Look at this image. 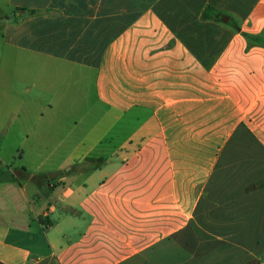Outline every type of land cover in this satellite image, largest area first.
<instances>
[{"label": "crops", "instance_id": "0c3cea01", "mask_svg": "<svg viewBox=\"0 0 264 264\" xmlns=\"http://www.w3.org/2000/svg\"><path fill=\"white\" fill-rule=\"evenodd\" d=\"M7 5L2 154L71 147L0 182V264H264V0Z\"/></svg>", "mask_w": 264, "mask_h": 264}, {"label": "rangeland", "instance_id": "374dc122", "mask_svg": "<svg viewBox=\"0 0 264 264\" xmlns=\"http://www.w3.org/2000/svg\"><path fill=\"white\" fill-rule=\"evenodd\" d=\"M0 12L2 13H6V14H10L11 13V8H9V6L7 5V0H0ZM233 20V19H232ZM84 94L86 95V103L85 105H83L79 110L80 113H84V114H79L82 115V117L84 116L83 119V123L85 127H88L90 124L93 123V121L95 120V118L98 116V108L96 106H94V109L89 112L86 113V110L88 107L91 106V101H92V85L90 80L87 79L86 82V86L84 88ZM74 117V116H72ZM62 129H59V134L62 132ZM53 141H58V139H54ZM51 142L53 144H50L48 146H45L44 148L42 147L38 152V154H40L39 156L35 157V155H30L32 153V149L35 148L34 146H29L28 144H23L21 146H18L19 151H23V156L22 158H19L18 156L12 158L11 160H7V158H4V154H2V148L3 145H0V173L1 172H6V179L8 177H10L12 173V171H20L21 167L24 166L28 169H30V171H34L36 166L39 165L41 160H44L47 157V160L44 162V164L42 166H40V170L42 171H46L50 168L53 167H57L56 164L58 161H61L62 159H64L65 155H66V151H68V149H70V144L66 143L60 146L55 145L54 142ZM33 147V148H31ZM56 152L54 151L56 148ZM55 148V149H54ZM52 154H49L51 153ZM33 154V153H32ZM8 168H10L11 171L7 170ZM17 175L20 177L19 181L20 183H24V179L23 174L22 173H17Z\"/></svg>", "mask_w": 264, "mask_h": 264}, {"label": "trees", "instance_id": "16d2710c", "mask_svg": "<svg viewBox=\"0 0 264 264\" xmlns=\"http://www.w3.org/2000/svg\"><path fill=\"white\" fill-rule=\"evenodd\" d=\"M200 18L202 21L212 20V21L217 22V23H222L223 16H222L221 11H219V10L213 8L212 6L208 5V6H205V8L203 9ZM229 21L231 23L235 22L233 17H231L229 19ZM244 35L251 45H259V46L264 47V38H262L261 36H258V35L253 36V35H249V34H244ZM5 174H6V172L0 173V182H3L6 180ZM10 177H13V175L11 174ZM258 188H264V181L251 184L248 188L245 189V192H248V191L254 190V189H258Z\"/></svg>", "mask_w": 264, "mask_h": 264}]
</instances>
